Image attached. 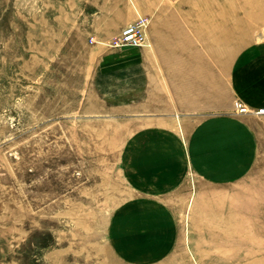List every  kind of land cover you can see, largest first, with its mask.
Masks as SVG:
<instances>
[{
  "label": "rangeland",
  "instance_id": "374dc122",
  "mask_svg": "<svg viewBox=\"0 0 264 264\" xmlns=\"http://www.w3.org/2000/svg\"><path fill=\"white\" fill-rule=\"evenodd\" d=\"M107 1L105 28L138 11L160 44L114 48L122 30L92 35L104 0H0V264H264V116L254 113L264 106L232 96L228 81L264 46V0ZM208 16L215 78L201 79L199 108L180 110L193 91L180 86V66L192 68L180 54L193 52L180 47V20ZM222 113L248 122L218 125L213 142L207 126L180 128V115ZM239 128L258 133L247 150ZM231 162L243 174L221 176ZM238 219L249 232L232 244L221 236Z\"/></svg>",
  "mask_w": 264,
  "mask_h": 264
},
{
  "label": "crops",
  "instance_id": "0c3cea01",
  "mask_svg": "<svg viewBox=\"0 0 264 264\" xmlns=\"http://www.w3.org/2000/svg\"><path fill=\"white\" fill-rule=\"evenodd\" d=\"M105 1L104 6L97 5L95 9L90 11V13L95 16L94 20L99 24V28L93 31L92 35L109 41L112 37L120 32L124 27L111 29L105 28L104 26L108 21H110L111 10L114 8L113 2ZM112 4V5H111ZM137 11V10H136ZM137 14L132 15V22H134L138 16H144V13L136 12ZM107 27V26H106ZM148 37L151 38L155 45H159V31L155 24L150 26L148 31ZM217 41L215 17L208 16V19L203 22H185L183 19L180 20V47H193V52H187L180 54V61L183 63H192V68H185L183 64L180 66V86H184L185 82L189 80L192 85V93L188 92L185 94L182 92L180 96V110L186 108L182 103L185 101L191 102L193 108H199L201 102V79L204 78H215L216 71L211 69V61L215 59L214 49ZM192 51V50H191ZM215 61V60H214ZM229 85L231 87V94L234 97H238L249 105H257L259 107L264 106V46L258 48V52L252 54L247 59L242 60L239 68H236L230 73ZM211 82V80H210ZM215 82V81H214ZM212 81V83H214ZM188 86V85H187ZM212 94V93H211ZM210 108H218V103L214 95L208 97ZM229 102V101H228ZM196 105V106H195ZM232 101L228 104L225 109L232 110ZM229 113L214 114L212 117L207 119L208 121H194L191 118H184L180 115V128L183 132L185 129L189 130L191 127L197 129L194 133L195 136H203L200 132V126H207L208 129V140L213 142L218 137L217 126L218 125H234L240 122H248L246 119L231 118V117H220L218 115H228ZM245 124V123H244ZM248 125V124H245ZM241 128L236 130L235 134H232L239 141V148L247 150L249 138L258 139V133L255 130ZM191 134V131H188ZM193 133V132H192ZM239 133V134H238ZM254 140V139H253ZM256 141V140H255ZM258 141V140H257ZM233 167V163L231 162ZM241 165V162L240 164ZM248 171H244L247 173ZM243 174V171L234 165L231 171H220L221 176H227L229 174ZM224 179V178H222Z\"/></svg>",
  "mask_w": 264,
  "mask_h": 264
},
{
  "label": "built area",
  "instance_id": "2783aa9c",
  "mask_svg": "<svg viewBox=\"0 0 264 264\" xmlns=\"http://www.w3.org/2000/svg\"><path fill=\"white\" fill-rule=\"evenodd\" d=\"M133 1L134 0H129ZM150 24V19L145 16H138V18L133 22L125 26L122 31L114 37L109 45L114 48L123 47H134V48H144L149 47V39L147 35V30ZM94 42V39H92ZM235 108L239 113H248L249 109L242 102L237 101L235 103ZM256 115L264 116V107L259 108L254 112Z\"/></svg>",
  "mask_w": 264,
  "mask_h": 264
},
{
  "label": "bare ground",
  "instance_id": "6f19581e",
  "mask_svg": "<svg viewBox=\"0 0 264 264\" xmlns=\"http://www.w3.org/2000/svg\"><path fill=\"white\" fill-rule=\"evenodd\" d=\"M245 224L242 223L241 219H238L237 222L233 225L231 224V228H229V233L231 234L230 236H225V233L221 237H228L227 241L230 243H239L241 242L244 238L247 237L248 230L244 226ZM231 244V245H232ZM259 261V259H256L253 264H256Z\"/></svg>",
  "mask_w": 264,
  "mask_h": 264
}]
</instances>
